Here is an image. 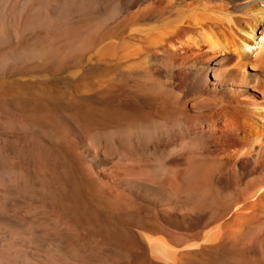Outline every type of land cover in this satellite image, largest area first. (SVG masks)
I'll use <instances>...</instances> for the list:
<instances>
[{"label": "bare ground", "instance_id": "1", "mask_svg": "<svg viewBox=\"0 0 264 264\" xmlns=\"http://www.w3.org/2000/svg\"><path fill=\"white\" fill-rule=\"evenodd\" d=\"M0 264H264V0H0Z\"/></svg>", "mask_w": 264, "mask_h": 264}]
</instances>
